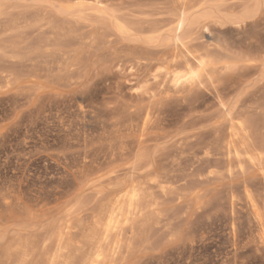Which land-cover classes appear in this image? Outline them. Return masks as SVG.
I'll use <instances>...</instances> for the list:
<instances>
[{
    "label": "rangeland",
    "instance_id": "374dc122",
    "mask_svg": "<svg viewBox=\"0 0 264 264\" xmlns=\"http://www.w3.org/2000/svg\"><path fill=\"white\" fill-rule=\"evenodd\" d=\"M209 1L185 41L220 73L179 92L192 56L147 36L180 0H0V264H47L63 228L58 264H264V0ZM133 185L141 211L91 241Z\"/></svg>",
    "mask_w": 264,
    "mask_h": 264
},
{
    "label": "bare ground",
    "instance_id": "6f19581e",
    "mask_svg": "<svg viewBox=\"0 0 264 264\" xmlns=\"http://www.w3.org/2000/svg\"><path fill=\"white\" fill-rule=\"evenodd\" d=\"M194 1V0H193ZM201 1L202 0H197V1H194V2H192L191 0H180V5H179V8H178V11H177V7H175V9H176V14H175V17L173 18V20H172V23H171V25H172V28H170V30L166 33L165 32V29L163 30L164 31V33L163 32H160V30H158L157 28H152V29H149V31H148V36H147V38L150 40V39H155V38H159V40L161 39V38H163V39H165V40H167V42H168V44L170 45H173V46H176V45H178V46H180L181 48H185L187 51H188V53H190V56H192V58H191V61L190 62H188V64H187V66L185 67L186 68V70L184 69V70H182V71H184V72H182V73H180L178 70L174 73V74H170L171 72V68H174L172 65H173V63H175V60H174V53H173V51H172V53L169 55V52H167V53H165V54H162L163 55V57L161 58V56H159L160 57V59L158 58L157 60H160V62L161 63H159V64H166L167 65V69L168 70H170V71H168V73H166L165 72V74H170V76L168 75V76H166V75H164V76H166V77H164V79H166V78H168L169 79V82L171 81V83H172V85H171V83H170V85L171 86H173V87H175V89L174 90H176V88H178V91L181 89H179V87L180 86H183V85H185V84H193L194 82H196V81H200L201 80V78H202V76H204V78L206 77V74H212V73H217V72H219L220 73V70L219 71H217V67H218V64H217V67H215L216 66V64H215V66H214V63H215V61L214 60H216V59H207V56L206 57H203L202 55H194V53L193 54H191V52L192 51H190V49L188 48V44L186 43L187 41H185V32H187V30L189 29H191L193 26H196V25H198V24H202L203 23V25L204 26H202V28L203 27H206L207 25H206V23L204 22L205 21V19L207 18V16L211 13V11H214V6H215V4H212V5H210V1H209V5H206L207 7H209V6H212V9H211V7H209L210 9H211V11L210 10H208L206 7H203L204 9H197L196 7H199V5L201 4ZM216 1V0H215ZM90 2L92 3V6L93 5H95L96 7H101V6H103V4L104 3H102V0L101 1H99V0H97V1H92V0H90ZM206 2V1H205ZM85 3H87V2H83V1H80V2H78V3H76L75 5H70L68 8H71V7H77L78 9H82V7H84V5H85V8H86V5H89V4H85ZM213 3V2H212ZM204 4V3H203ZM207 4V3H206ZM64 5V4H63ZM65 6V5H64ZM91 6V7H92ZM178 6V5H177ZM81 7V8H80ZM94 7V6H93ZM64 8V7H63ZM95 8V7H94ZM196 8V10H194ZM67 9V8H66ZM87 9V8H86ZM90 9V8H89ZM101 9V8H100ZM207 9V10H206ZM220 9V8H219ZM69 10V9H68ZM83 10H85V9H83ZM95 10H97V9H95ZM98 10H99V8H98ZM97 10V11H98ZM203 10V11H202ZM215 10H216V7H215ZM69 11H72V10H69ZM75 11V10H74ZM79 12V11H78ZM99 12H101V11H98V13ZM82 13H84L83 11H82ZM90 13V12H89ZM105 13H106V9H105ZM214 13V12H213ZM217 13V12H216ZM68 14V13H67ZM72 14V13H71ZM74 14V13H73ZM72 14V15H73ZM100 14V13H99ZM99 14L97 15V16H99ZM107 14H108V12H107ZM107 14H106V16H107ZM112 14V13H111ZM114 14H115V12H114ZM218 14H219V12H218ZM101 15V14H100ZM104 15V14H103ZM116 15V14H115ZM114 15V16H115ZM250 15V11H245L240 17H238V18H235V17H233L232 19H235L237 22H241V21H245V18H248V16ZM253 15V14H252ZM82 16V15H81ZM86 16V15H85ZM110 16V15H109ZM121 16H123V15H121ZM213 16V15H212ZM216 16V15H215ZM218 16V15H217ZM74 17V16H73ZM99 17H101V16H99ZM105 17V16H104ZM221 17H222V14H221ZM92 18V17H91ZM97 18V17H96ZM112 18H114V17H112ZM120 18V19H119ZM118 19L117 18H115V19H113V21L115 20V26H116V28H117V30L119 31V32H121V33H131L132 31H133V27L131 26V25H129L128 23H124V22H121L120 20H121V17H119ZM217 18V17H216ZM219 18V17H218ZM227 18V17H226ZM101 19V18H100ZM209 19V18H208ZM227 19H229V18H227ZM226 19V20H227ZM231 19V18H230ZM170 20V19H169ZM225 20V18H224V21H226ZM234 20V21H235ZM99 21V20H98ZM112 21V20H111ZM112 21V22H113ZM131 21V20H130ZM220 21H222V20H220ZM231 21V20H230ZM233 21V20H232ZM227 22H229L228 20H227ZM226 23V22H225ZM236 23V22H235ZM222 24V23H221ZM114 25V24H113ZM169 25V24H168ZM102 26H104V25H102ZM107 26H108V24H107ZM134 26V25H133ZM100 27V26H99ZM105 27H106V25H105ZM138 27V26H137ZM144 27V26H143ZM103 28V27H102ZM110 28V27H109ZM139 29V28H138ZM140 29H141V26H140ZM145 31V30H144ZM137 33V32H136ZM127 34V35H128ZM137 35V34H136ZM134 36V35H133ZM126 37H129V36H126ZM140 37H141V35H140ZM139 39V38H138ZM141 40H140V42L143 40L142 39V37L140 38ZM162 39V40H163ZM149 40L147 41V42H149ZM162 40H160L161 42H162ZM138 41V40H137ZM154 42V41H153ZM156 42V41H155ZM158 42V41H157ZM163 42H164V40H163ZM166 42V43H167ZM161 44V43H160ZM164 45V44H163ZM162 49H164V48H162ZM189 49V50H188ZM165 50V49H164ZM166 50H169V48H167L166 47ZM172 50H173V47H172ZM160 51V50H159ZM163 51V50H162ZM190 51V52H189ZM142 52V51H141ZM148 54H150V52L148 51ZM159 54V53H158ZM73 55V54H72ZM138 55V54H137ZM64 56V55H63ZM65 57V56H64ZM71 57V56H70ZM137 57V56H136ZM138 57H139V55H138ZM137 57V58H138ZM142 57V56H141ZM211 57V56H210ZM214 57V56H213ZM145 58V57H144ZM148 58H149V55H148ZM157 58V57H156ZM64 59V58H63ZM136 59V58H135ZM140 59V58H139ZM146 59V58H145ZM151 59V58H150ZM152 59H155V58H152ZM138 60V59H137ZM141 60V59H140ZM149 60V59H148ZM156 60V59H155ZM139 61V60H138ZM216 61H218V60H216ZM141 63V62H140ZM149 63V62H148ZM217 63H220V62H217ZM142 64V63H141ZM152 64H154L153 62H152ZM176 64V63H175ZM174 64V65H175ZM146 66H147V64H145ZM156 64H154V65H152L153 67H152V70L151 71H153V68L155 69V66ZM165 66V65H164ZM177 66V65H176ZM147 67H150V66H147ZM178 67V66H177ZM219 68L221 69V66H219ZM228 68H229V66H228ZM151 69V68H150ZM178 69H180L179 67H178ZM182 69V68H181ZM222 69H223V67H222ZM225 69H227V68H225ZM148 71V70H147ZM164 71H165V69H164ZM164 71L163 72H161V73H164ZM149 72V71H148ZM147 73V72H146ZM160 73V74H161ZM173 73V72H172ZM222 73V72H221ZM157 74V73H156ZM158 75V74H157ZM217 75H219V74H217ZM217 75H215V76H217ZM145 76V75H144ZM159 76V75H158ZM162 76V75H161ZM214 76V77H215ZM152 77H154V79H156L157 78V76L156 75H154V76H152ZM214 77H212V79H214ZM148 78V77H147ZM150 79H151V77H149ZM148 78V79H149ZM160 78V77H159ZM158 78V79H159ZM161 78H163V76L161 77ZM210 78V77H209ZM145 80V79H144ZM147 80V79H146ZM152 80H153V78H152ZM211 80V79H210ZM159 81V80H158ZM167 82H168V80H166ZM144 82V81H143ZM147 82V81H146ZM155 82V81H154ZM165 82V81H164ZM168 82V83H169ZM202 82V81H201ZM155 83H157V81L155 82ZM159 84H163V79H162V81L161 82H158ZM154 84V83H153ZM167 84V83H166ZM200 84V83H199ZM150 85V84H149ZM186 85V86H187ZM153 86V85H152ZM154 86H156L155 84H154ZM161 86V85H160ZM163 86V85H162ZM168 86V85H167ZM149 88L151 87V85L150 86H148ZM159 87V86H158ZM193 87V86H192ZM147 88V87H146ZM149 88L147 89V90H149ZM152 88V87H151ZM155 88V87H154ZM166 88V87H165ZM164 88V89H165ZM184 88V87H183ZM188 88V87H187ZM187 88H186V90H187ZM191 88V87H190ZM156 89V88H155ZM159 89V88H158ZM168 89V88H167ZM166 89V90H167ZM157 90V89H156ZM159 90H161V89H159ZM158 90V91H159ZM169 90H170V88H169ZM189 90V89H188ZM162 91V90H161ZM181 91V90H180ZM179 91V92H180ZM184 91V90H183ZM143 92V91H142ZM163 92V91H162ZM165 93H166V91H165ZM168 93V92H167ZM162 94V93H161ZM182 94V93H181ZM196 94V93H195ZM194 94V95H195ZM190 95V94H189ZM200 96V95H199ZM187 97V96H186ZM196 96H195V100H196ZM124 155V154H123ZM158 176V175H157ZM158 180H159V178H158ZM138 181V180H137ZM157 181V180H156ZM162 181V180H161ZM139 183V182H138ZM137 183V184H138ZM159 183L161 184V182L159 181ZM130 184H132V183H130ZM143 184V183H142ZM138 185H140V184H138ZM129 186V185H128ZM141 187V186H140ZM160 187V186H159ZM145 187H143L142 189L145 191V189H144ZM126 190V189H125ZM124 190V191H125ZM141 191H140V189H138L137 187H136V185H133L131 188H129V190L128 191H126V198H127V203L125 204H123V201L121 200V199H117L116 200V198H115V200H116V202H115V204H116V206L114 207V208H112L110 211H108V209H107V211L108 212H110V215H109V217L107 218V220L105 221V223L103 222V224L102 223H100L99 221H97V223L96 224H99V225H101V229H102V227H103V233H102V236L103 237H101L100 239H96L95 237H100V234L98 235L97 233L98 232H100L101 231V229H100V226H99V229H100V231L98 230L97 231V233H96V235L97 236H95L94 234L95 233H93V235H94V237H92L93 239H91V241L93 240V242H96V243H98L99 244V242H102V240L103 239H105L107 236H109V233L110 232H112L113 230H115L116 228H117V215H118V213L120 214V212H122V211H126L127 213H128V210H130V209H133V210H135V209H137L138 211L137 212H140L141 211V208H140V206L141 205H139V204H141V202H140V199H142L143 197H141V195H143V193L141 194L140 193ZM148 193V192H147ZM146 194V193H145ZM151 194V193H150ZM153 194V193H152ZM148 195V194H147ZM147 195H146V197L144 196V198H147ZM124 197V195L123 196H121V198H123ZM126 198H124V200L126 199ZM124 202H126V201H124ZM136 202H138V204H137V206H136ZM140 202V203H139ZM112 203H114V201L112 202ZM111 204V203H110ZM109 204V205H110ZM108 205V206H109ZM107 206V207H108ZM124 207L125 208V210L123 209V208H121V207ZM106 210V209H105ZM107 211H105V213H107ZM108 214V213H107ZM106 218V217H105ZM100 219V218H99ZM98 220V219H97ZM104 221V220H103ZM68 224V223H67ZM62 226H63V224H61ZM60 225V226H61ZM70 226V225H69ZM97 226V225H96ZM65 227H66V225H65ZM68 228V226L66 227V229ZM71 228V227H70ZM64 229V230H63ZM62 230H59V232L57 233V253H54V255L52 256V254H51V257H49V258H47V264H58V258L59 257H61L62 255H63V253H65V251L64 250H66V249H69V247H68V244H69V242H68V244L66 243V241L65 240H67L66 238H65V234H66V236H67V234L69 233V231L68 230H70L69 228L65 231V228H63ZM71 229H73V228H71ZM93 230V229H92ZM72 231V230H71ZM94 231H96V230H94ZM91 233H92V231H91ZM90 233V234H91ZM72 234H73V232H72ZM92 235V236H93ZM56 236V235H55ZM74 236V235H73ZM72 236V237H73ZM54 238V237H53ZM74 239H75V237H74ZM88 239V238H87ZM90 239V238H89ZM55 240H56V238H55ZM72 240V239H71ZM70 240V241H71ZM91 241H87V242H91ZM72 242H73V240H72ZM54 243V242H53ZM56 243V242H55ZM54 243V244H55ZM74 243H76V242H74ZM85 243V242H84ZM89 243H86L87 245L89 244ZM79 244H81V243H79ZM83 244V243H82ZM82 244H81V246H82ZM91 244V243H90ZM97 244V245H98ZM23 245V244H22ZM31 245V244H30ZM56 245V244H55ZM69 245H72V244H69ZM85 245V244H84ZM94 245V244H93ZM93 245H92V247H93ZM74 247H75V245H73ZM86 246V245H85ZM95 246V245H94ZM25 247V246H24ZM31 247V246H30ZM47 247H49V246H47ZM46 247V248H47ZM90 247V246H89ZM101 247H102V245L100 244V245H98L97 246V249H96V254H95V256L97 255H99L100 254V251H101ZM51 247H49L48 249H50ZM56 248V247H55ZM55 248H52V249H55ZM71 248V247H70ZM83 248V247H82ZM82 248H79V249H82ZM23 249V248H22ZM31 249V248H30ZM47 249V253H48V250ZM72 249V248H71ZM73 249H75L76 250V248H73ZM85 249V248H84ZM88 249V248H87ZM75 250H73L74 252H75ZM90 250V249H89ZM92 250V249H91ZM26 251V250H25ZM64 251V252H63ZM68 251V250H67ZM85 251H87V250H85ZM84 251V252H85ZM94 251H95V249H94ZM27 252H28V250H27ZM51 252H53V250L51 251ZM76 252H77V250H76ZM75 252V253H76ZM83 252V251H82ZM23 253V252H22ZM66 253H68L69 254V252H66ZM79 253H81V252H79ZM91 253V252H90ZM44 254V253H43ZM70 255H71V253H70ZM69 255V256H70ZM83 255V254H82ZM86 255V254H85ZM18 256H20V255H18ZM22 256H24V255H22ZM45 256V255H44ZM66 256H67V254H66ZM68 256V257H69ZM89 256V255H88ZM74 257H76V256H74ZM46 258H45V260H46ZM70 258V257H69ZM23 259V258H22ZM67 259V258H66ZM65 259V260H66ZM90 259V258H89ZM11 262H12V257H11ZM63 261H64V259H63ZM62 261V262H63ZM67 261V260H66ZM19 262V261H18ZM46 262V261H45ZM60 262V261H59ZM65 262V261H64ZM69 262V260L66 262L67 264H70V262H73L72 260H71V258H70V262ZM6 263V262H5ZM25 263H26V261H25ZM40 264H41V262H39ZM8 264V263H7Z\"/></svg>",
    "mask_w": 264,
    "mask_h": 264
}]
</instances>
